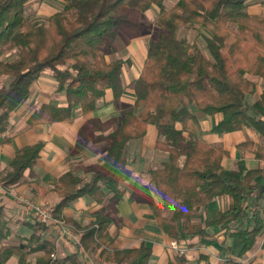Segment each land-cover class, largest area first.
I'll return each mask as SVG.
<instances>
[{
	"label": "trees",
	"instance_id": "trees-1",
	"mask_svg": "<svg viewBox=\"0 0 264 264\" xmlns=\"http://www.w3.org/2000/svg\"><path fill=\"white\" fill-rule=\"evenodd\" d=\"M27 1L0 0V77H11L7 86L0 87V133L6 130L10 113L28 99L31 86L46 71L53 74L57 90L64 92L66 104L40 105L29 124L68 120L75 107L93 111L106 90L112 92L114 101L127 88L134 94L133 104L120 103L118 117L106 122L92 118L79 130L75 150L103 142L105 152L100 164L89 167V178L68 172L58 179L61 201L53 217L59 218L70 201L83 195L97 202L108 198L112 207L118 204L124 195L122 184L132 175L127 168V145L143 138L151 124L160 138L155 146L167 153L166 161L149 171L161 203L149 192L131 196L146 204L158 227L176 241L195 236L203 240L206 229L216 227L235 238L237 257L251 251L264 229L263 172H243L237 167L225 173L221 165L225 151L185 133L188 122L196 119L192 107L207 116L218 114L220 119L211 131L222 134L253 128L263 142H245L238 148L264 162V121L250 116L244 101L255 86L247 76L264 81V17L248 13V0H177L171 8H166L164 0H63L61 10L48 16L46 23H37L25 16ZM153 6L159 11L155 37L148 42L139 75L125 85L123 67L131 61L106 57L115 54L119 36L128 41L140 36L139 15ZM180 27L203 29L206 53L197 44L178 39ZM14 49H19L16 57L2 58ZM253 108L264 116V92ZM111 125L113 129L104 135ZM90 128L100 134L94 136ZM40 148L35 144L15 152L10 171L1 177L3 187L20 182ZM258 176L262 181L255 180ZM219 196L229 198L228 207L215 211L203 224L194 222L192 217ZM111 221L103 209L87 226L71 220L65 223L79 234L85 251L100 249L99 254L113 264H149L151 250L144 244L125 250L111 248ZM7 224L0 208V244L9 235ZM31 227L46 231L49 226L34 222ZM36 230L17 245H1L0 264L14 255L19 264H29L27 257L35 251L42 252L35 264H52L55 246L41 239ZM66 261L81 264L77 254ZM224 264L242 263L229 257Z\"/></svg>",
	"mask_w": 264,
	"mask_h": 264
},
{
	"label": "crops",
	"instance_id": "crops-1",
	"mask_svg": "<svg viewBox=\"0 0 264 264\" xmlns=\"http://www.w3.org/2000/svg\"><path fill=\"white\" fill-rule=\"evenodd\" d=\"M261 1L248 0V13L264 17V2ZM129 41L136 46V49H139L133 52L137 51L138 53L139 58H135L139 60V66L133 70L135 63V58L131 57L133 53L121 58L118 57L122 60L131 61L123 67L124 74V69L131 70L130 74L127 71L128 77H123L125 85L139 75L147 54V46L140 40V37ZM130 49L132 52V47ZM134 72L135 75H133ZM129 76L132 77L129 78ZM247 78L255 83L253 93L246 94L244 97L245 103L250 106L249 114L264 121V116L257 114L253 108L254 102L264 92V81L251 75ZM30 90L28 99L10 113L6 130L0 133V208L7 218L9 228V235L0 244V247L4 244L17 245L20 239L29 238L36 230L31 227L34 222L18 220L15 212V196L22 194L35 202L45 203L53 208L54 212V208L61 201V196L56 189L58 179L68 172L81 178H89L91 176L89 167L100 164L105 152L103 142H90L82 150H75L79 139V130L89 119L97 118L101 122H106L111 118L118 117L120 115V103L133 104L134 102L133 91L129 88L125 89L117 101H114L112 92L106 90L104 96L97 102V108L93 111L83 112L80 107H75L72 110L71 118L68 120L49 124H29L28 119L38 110L40 105L53 103L57 106H64L66 104L65 94L57 90V82L50 71L42 73ZM114 107L115 109L118 108L116 112ZM219 119L218 114L197 117L196 130H198L199 137L196 138L225 151V156L221 161L225 173L238 167L243 172L259 169L264 176V162L255 159L254 155L247 149L238 148L239 144L245 142L262 143L263 138L251 127H243L240 130L222 134L213 133L211 129ZM112 129L113 125L103 134H107ZM90 131L93 132L94 136L100 134L94 128H90ZM187 132L196 135L188 129ZM156 136V127L149 124L144 137L129 142L126 150L130 145L134 147L138 141L146 143V138L149 139L147 147L154 148ZM35 144H40L41 148L33 167L24 172L19 183L8 188L3 187L1 177L10 171V162L15 152L20 148ZM141 157V155L137 157L132 154L129 159L126 155L127 168L132 175L128 182L122 184L124 195L118 204L112 207L108 198H105L103 202H97L90 196L83 195L70 201L59 212V218L54 217V219L64 220V222L71 220L80 227H84L93 221L101 210L105 209L112 220L108 227V234L112 240L111 248L125 250L137 248L140 244H144L151 250L149 264H224L229 257L239 260L242 264H264V229L257 236L253 249L240 258L237 257L239 247L236 245L235 238L216 227L207 228V236L203 240L195 236L176 241L164 234L158 227L152 210L131 196L133 192L135 194L149 192L156 203H161L159 195L154 192V186L149 175V171L157 167L152 166V159L143 162V164L135 165L134 161H138ZM161 163L160 161L158 168ZM255 180L260 182L262 178L258 176ZM247 202L250 204L251 198ZM229 203L230 200L226 196L216 197L205 208H201L197 212L198 214L202 211V219L195 218L196 215L192 219L194 222L203 224L207 217L212 216L215 211L225 210ZM48 226L46 231H36L41 235V239L47 240L55 246L52 264H69L66 258L74 254H77L81 264H113L99 254L100 249L93 252L85 251L79 243L60 239L61 237L56 236L55 226ZM172 240L185 248L183 254H179L170 248L169 244ZM41 255V251H35L28 255L26 261L29 264H35ZM4 264H19L18 257L11 256Z\"/></svg>",
	"mask_w": 264,
	"mask_h": 264
},
{
	"label": "rangeland",
	"instance_id": "rangeland-1",
	"mask_svg": "<svg viewBox=\"0 0 264 264\" xmlns=\"http://www.w3.org/2000/svg\"><path fill=\"white\" fill-rule=\"evenodd\" d=\"M176 1L177 0H164V5L166 6V8H171L176 3ZM261 2H264V1H261ZM62 7H63V0H28L26 3L25 16L29 21H33V22H37V23H46L47 17L50 16L52 13L61 10ZM158 16H159V11L156 8V6H153L152 8L147 10L146 12L139 15V23H140V36L139 37H140V40L143 43H145L146 46H148V42L150 40L154 39V37H155V33L157 31L156 20H157ZM204 35H207V33L201 28H190V29H188L185 27H180L177 31V38L178 39L185 38L188 40V42L197 44L198 47L200 49H202L204 51V53H206V50L204 49V46H205L204 37H203ZM139 37H137V38H139ZM131 47H132V52L130 51ZM115 48H116L115 54L106 57L108 60H111L112 58H118V57L121 58L123 56H128L129 54L133 53L135 50H139V49H136L135 45L131 44V41H128L126 38H123L122 36H119L117 38ZM18 51H19V49L9 50L8 52H6L4 54V56L2 58L6 59V60H12L14 57L17 56ZM131 57L133 59L135 57H138L137 51L135 53H133V56H131ZM134 61H135V63L133 66V70L136 68V66H139V60L135 58ZM124 71H125V74L123 72V77H125V76L128 77L131 70L127 68V69H124ZM127 71L129 72L128 75H127ZM133 75H135V72L133 73ZM130 77H132V76H129V78ZM10 80H11V77H8V76L0 77V87L1 86H7L8 83L10 82ZM248 104H250V102H248ZM246 107H247V112L249 114L250 106H247V104H246ZM114 110L116 112V110H118V108L115 109V107H114ZM191 110L194 113L196 119L188 122L187 129L196 134V135H194L191 133L192 136H194L195 138L196 137L198 138L199 137L198 130H196L197 125H198L197 124V117H200V116L202 117V116H204V114L196 111L194 107H192ZM186 134H188V133L186 132L185 135ZM156 137L157 138H155V141L160 139L158 132H157ZM148 141H149V139L146 138V143H142L141 141H138V142H136V145L134 147L130 145L128 147V149L126 150V155L129 157V159L131 158L132 154H133V156H137V157H138V155L142 156L141 159H139L138 161H134L135 165L143 164V162H147V161H149V159H152V162H153L152 166L158 168L160 161L162 163L164 161H166L167 153L160 150L156 146L154 148L147 147ZM150 188H153V187L150 186ZM154 192H155V189H154ZM155 194H156V192H155ZM20 198L27 200L33 206L40 204L38 202L33 201L32 199H30L28 197H25L22 194L15 196V204H16V211L15 212H16V216H17L18 220H23V221L27 220V221H31V222H38L36 220V218L33 216L32 211H30V213L28 215H24L20 212V207H21V204L19 203ZM201 213H202V211L199 212L198 214L196 213L195 214L196 217H195V215L193 217H195V218L198 217V219H202ZM164 215L167 216L168 213H165ZM51 216H52V220H50L47 223V225H51L52 227L55 226L54 228L56 229V232H57L56 236H58L59 238L61 237L60 239H68L70 241L72 240L74 243H76L75 239H74L75 233L73 235H71V234L69 235L68 233L62 232L63 229L68 230L71 227L68 226L64 222V220H57V221H59V224L55 223L54 220H56V219H54L53 214ZM62 226L66 227V228H63L61 230ZM67 227H68V229H67ZM7 241H10V240H7ZM172 241H175V240H172Z\"/></svg>",
	"mask_w": 264,
	"mask_h": 264
},
{
	"label": "built area",
	"instance_id": "built-area-1",
	"mask_svg": "<svg viewBox=\"0 0 264 264\" xmlns=\"http://www.w3.org/2000/svg\"><path fill=\"white\" fill-rule=\"evenodd\" d=\"M18 199V198H17ZM19 203L21 204L20 212L24 215H28L30 211H32L33 216L36 218V220L40 223L47 224L50 220H52V214H53V208H51L49 205L45 203H40L38 205H31L27 200H24L22 198L19 199ZM55 223L59 224V221L54 220ZM63 228H66L64 226L61 227V230ZM68 229V227H67ZM70 229V230H69ZM68 230H62L63 233H68L69 235H74L75 242L79 243V234L73 231L71 228ZM73 232H72V231ZM67 234V235H68ZM170 248L175 250L179 254H183L185 252V248L178 245L176 241H171L169 244Z\"/></svg>",
	"mask_w": 264,
	"mask_h": 264
}]
</instances>
